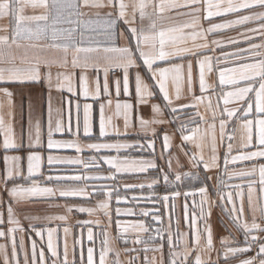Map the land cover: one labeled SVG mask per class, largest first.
Segmentation results:
<instances>
[{"label": "crops", "instance_id": "crops-1", "mask_svg": "<svg viewBox=\"0 0 264 264\" xmlns=\"http://www.w3.org/2000/svg\"><path fill=\"white\" fill-rule=\"evenodd\" d=\"M159 0H153L157 3ZM183 2V0H181ZM215 2V0H214ZM225 4L227 0H224ZM125 3H131V0H125ZM89 15L83 17L85 21L91 20L92 24L87 28L79 26L77 30V43L80 47L97 48L98 52L80 54L89 55L93 60L89 61L90 65L87 68L76 67L73 68L71 64V54L68 55L67 65L60 67L53 63L51 68L41 67V80L39 82H0V88H7L12 96L6 97L0 93V116L3 117L5 128H0V218L4 223L0 224V230L7 232L8 203L12 202V198L7 195L4 190L2 178L5 174L6 168L15 170V162L9 161L6 165L5 156H20L22 160L21 175L13 178L9 182L8 187H12L13 183L20 184L24 187H30L34 183L41 187L56 188H84L89 194L87 196L76 197H60L58 192L52 197H24L18 203L12 202L14 209V218L19 220V226L24 229L23 232H15V246L17 249V259L13 261L11 252L13 247V240L10 236L0 237V245L4 246V250L0 251V264H4V252L7 253L10 264H25L27 257L28 264L32 261V245L36 244L37 264L39 262L40 252H44L45 264H53L57 257H53L48 250V229H54L52 233V246L58 254V264H63L65 245H67V259L68 264H72L75 259V264H81V256H83V264H87V250L89 247L94 248L95 264H99V253L103 246L105 231L108 232L111 242V247L114 249L110 252L107 261L108 264H114L116 260V252H119V259L121 264H126L130 257L135 256V264H144V259L147 257L149 264L152 258L155 257L156 264H169L171 259L170 252L182 253L184 251V243H177V232L187 233L185 239L188 241V248L192 249L191 237L193 232L192 219L196 217L195 227L201 231L202 240L201 246L204 244L203 234L205 223H210L213 233V251L211 253H201V258L204 261H215L216 264H240V261L248 259L256 255L258 245H253L252 250L246 253H237L234 257L230 256L227 260L223 258L224 246L221 245V239H226L230 247H244V234L242 229H238L229 219L226 213L222 212V208H227L231 211L232 205L227 203L228 194L231 193L235 199L237 189L235 185H244V219L250 224L252 222V214L247 210V178L241 179L238 176L229 178L230 173H238L241 171L250 170L253 166L257 171L253 179L259 180V165L264 163V157H257L253 161H237L235 164L229 163L227 166V173H225V153H228V145L232 144V151L228 156L231 161L232 156L241 153V137L246 135V131L241 127L243 120L242 111L234 117H228L225 109L241 110L247 107V104L242 101L233 100L229 104H224V93L234 91L235 86L230 84L221 85L219 82V70L225 67H234L236 61L229 58L227 60L221 59L217 63L216 58L222 57L223 53H231L236 51V46L228 43L229 38L240 40L239 47L247 48L248 44L240 37V33L245 31L244 27H233L217 31L215 34L207 36L209 49H199L201 53L199 56L187 55L186 58H169L166 61H157L156 68H171L174 64L182 65L180 79H175V73H169L166 81V86L170 95L173 97V107L177 108L175 113L170 109L163 108L162 94L159 92V87L156 81L150 78V74L146 75V69L130 70L129 74V90L124 93L123 84V70L115 66L118 52H105L104 49L120 48L129 44L128 39L119 37V32L125 30L127 25L123 21L118 22L117 36L113 40L105 39L103 32L105 31L103 21L106 13L110 9H101L99 16L95 15L97 10H87ZM131 8L128 9L131 15ZM148 12H153L154 9L149 7ZM177 11L187 12L189 9H180L173 11H166L158 13L152 18L156 20V33L160 31L168 32L173 27L181 26L192 21L191 16L177 15ZM26 15L39 14V11L33 12L31 9L25 11ZM200 25L203 28L209 26L207 21L203 20V12L200 13ZM233 14H227L221 17L212 18V23H223L227 20L235 19ZM37 22H31L29 26L35 27ZM45 22L40 21L43 25ZM51 24V20L48 21ZM143 23L146 33L148 30L149 21L145 19L143 22L139 19L137 13L135 27L139 28ZM14 20L9 18L0 19V27L9 26L14 27ZM57 28L69 27L67 24H56ZM246 27L254 28L256 24H248ZM199 31V29H195ZM84 32V40L80 41L79 33ZM193 29H185L184 32L190 33ZM3 34V33H0ZM50 35V33H49ZM126 35H130L126 33ZM176 35L169 33V36ZM251 35V34H250ZM168 40V36L165 37ZM212 40H221L223 44L220 47L211 45ZM22 44L27 41L21 40ZM202 39H198L196 43H204ZM261 39L257 35L253 38L252 43H260ZM38 44L54 43L50 39L37 41ZM61 43V41H55ZM192 41L189 40L187 46L191 47ZM131 46L135 48V41H131ZM156 48L159 49V38L157 37ZM215 48V50H210ZM146 51H151L150 48H145ZM166 51H171L172 46L169 43L165 46ZM22 51V50H21ZM38 54L42 58L49 61H59L63 54L50 48L44 50H34L30 55ZM19 55V53H18ZM138 55V54H137ZM204 56L212 57L213 71L209 73L205 68V83L206 90L202 93L199 84L200 68L196 63L197 60L203 59ZM107 57L108 59H104ZM192 63V90L189 92L188 85V64ZM19 64V60L16 61ZM139 64H143L142 60H138ZM7 64H0V67H8ZM23 66V65H22ZM108 68L107 75L105 68ZM51 72V85L44 79L46 72ZM137 71H140L141 76L146 83L153 85L155 98H150L147 104H138L136 97L135 76ZM58 73H63L68 79L63 76L58 77ZM86 77L85 88L87 96L82 92L85 90L81 86V76ZM227 78V77H226ZM105 80L109 85V92H104ZM119 80V92L117 91L116 81ZM239 87L246 86L244 81H241ZM258 86V85H257ZM71 88V91L69 90ZM177 90L181 99L175 100ZM194 97H202V102L197 101ZM254 98V94H253ZM9 100L11 103L9 104ZM49 102L51 110H49ZM120 105L118 108L117 105ZM129 104L132 107L125 109L124 105ZM152 104H160L163 109V115L155 117L165 121H171L165 124H151L148 129L142 130L139 119L152 120L154 115L151 110ZM195 105L194 107H186L181 109L180 105ZM209 104L211 107L209 108ZM79 105V107H77ZM85 105L90 106L88 110V118L91 126L89 134H85ZM103 106V108L101 107ZM199 113V115H197ZM215 113V119H213ZM204 119L201 120L200 117ZM103 117L105 124V136H100V125ZM257 116L254 111L248 116V119L255 120ZM128 122V127H125V122ZM223 119L226 122L225 135L221 139L220 121ZM40 123V139L36 143V123ZM60 122L62 131H56L57 122ZM8 125H11L12 138L14 139L17 148L9 149L7 151L3 148V141L5 130ZM212 125L215 127L213 128ZM51 126L54 141H71L79 145L81 150L78 152L76 148L61 147L58 149L48 148V132ZM183 128V132L181 129ZM152 129H155L153 134ZM198 129V130H197ZM167 133L170 137V147L164 148L163 135ZM192 136L193 139L189 141H182L181 135ZM254 142H255V126H253ZM213 136L215 137L216 155L218 157L219 169H212L210 172H204L203 164L199 169H193L188 164L191 156L203 155L205 161H209L212 156ZM229 137L233 139L229 140ZM153 143L154 147H149ZM30 144L32 145L30 147ZM90 144H128L131 147L127 148H101L90 149L87 146ZM197 145H200L198 148ZM257 148H249L243 151H256ZM30 152H36L42 159L39 169L35 170L31 177H28L27 156ZM187 153V155H185ZM52 155L54 157L77 159L81 161L78 164H58L49 166L47 157ZM104 157H115L117 162H123L126 159L127 171L117 172L115 168L105 162ZM171 159L172 171L169 173L170 180L173 182L165 183L163 180V173L168 172V162ZM177 159L183 165L182 169L177 168ZM137 164L133 165L132 162ZM153 162L156 164L155 168L148 167L146 171L140 172L132 170L139 167V162ZM198 171L201 182L205 175L213 177L208 183L212 186V193L210 199L216 201V205L211 208V215L208 221L200 219L201 197L199 194L189 195L185 197V192H195L199 186H185L177 188L174 183V174L176 171ZM220 175L223 183L217 189L216 176ZM99 176L109 177L112 179H97L85 181H71L62 180L60 183L56 182V177H71V176ZM52 177L51 180L48 178ZM190 179L185 178L182 182H188ZM173 183V186L171 184ZM151 184L152 187L148 185ZM143 185V187H140ZM131 186V187H128ZM259 185L257 183V189ZM180 192V195L173 198V192ZM106 193H111L110 197ZM168 196L167 202L163 197ZM223 195V201L220 196ZM100 201H107L108 208L106 210L98 209L97 204ZM59 205V207H56ZM185 205H187V220H185ZM67 206H73L72 211H67ZM77 206L85 208H92L95 211L90 215L87 212L81 213L77 211ZM236 207L239 209L240 201L236 200ZM117 209L120 215H117ZM107 211L108 215H105ZM131 214H127L128 212ZM207 215L209 209L204 208ZM147 212L148 215H143ZM65 216V220L49 219V217ZM154 215L160 217L159 221L153 219ZM28 217L26 219L25 217ZM35 217L36 219H32ZM109 217L111 218V226H109ZM119 220L121 224H134L137 221H142L149 229L148 232H139L138 230H129L123 233L124 239L116 240L117 236L116 222ZM84 221H91L90 224H84ZM97 221L99 223L97 224ZM256 222L264 227V220L257 215ZM178 224V227H177ZM14 227V225H12ZM226 226V227H225ZM68 228V233L64 229ZM93 233V240L88 239L89 229ZM156 229H160L163 236L162 252L147 251L144 249H152L157 244L161 243L159 237L156 242L151 241V237L156 236ZM171 229L173 236L174 247L169 248L167 237L168 230ZM36 231H40L42 236L36 235ZM264 242V232H254ZM21 239H23V249L21 250ZM136 239L144 241V243H133ZM127 240V243H125ZM125 249L135 251L126 252ZM218 253L220 254L218 256ZM197 251H191L190 255L185 261L183 255L178 256L177 264H194ZM256 264H259L257 259Z\"/></svg>", "mask_w": 264, "mask_h": 264}, {"label": "snow or ice", "instance_id": "snow-or-ice-1", "mask_svg": "<svg viewBox=\"0 0 264 264\" xmlns=\"http://www.w3.org/2000/svg\"><path fill=\"white\" fill-rule=\"evenodd\" d=\"M152 7L153 12H148L147 9ZM131 8V15H129L128 9ZM27 9L33 10V12L39 11V14L26 15L25 11ZM95 9L97 12L95 15L99 16V11L101 9H110L106 13L105 19L103 21L105 31L103 35L107 40H113L117 36L118 22L123 21L127 28L119 32V37L122 39H128L129 44L120 48L104 49L105 52H118L120 55L117 57L115 66L123 70V84L124 93L127 94L129 90V74L130 70L136 69H146V75L150 74V78L156 81L159 87V92L162 94L163 108L170 109L172 113L177 111L176 107H173L174 100L170 95L169 90L166 86V81L169 73H175V79H180V73L182 70V65L174 64L171 68H156L154 67L157 61H166L169 58H186L187 55L191 54L194 56H199L201 53L199 49H209V43L207 42V36L209 34H215L219 30L229 29L233 27H244L245 31L241 32L239 35L243 38V41L248 44L247 48L239 47L240 40L229 38L228 43L236 46V51L231 53H223L222 57H217V63L221 59L227 60L229 58L236 61L234 67H225L219 70V82L221 85L230 84L235 86L234 91H229L224 93V104L227 105L233 100L242 101L247 104V107L241 110L237 109H225V113L228 117H234L238 111H242L243 123L241 127L246 131V135L241 137V153L236 156L231 157L229 161L228 156L232 151V144L228 145V153H225L224 165L225 173H227V166L231 162L235 164L237 161H253L257 157H264V0H227L226 4L224 0H159L157 3H153V0H131V3H125V0H0V19L9 18L14 20V27L4 26L0 27V64H7L8 67H0V82H39L41 80V67L51 68L53 63L57 66L63 67L67 65L68 55L71 54V64L73 68L83 67L87 68L90 65L89 61L93 60V57L89 55H80L82 53L88 54L93 52H98L97 48L92 47H80L77 43V30L79 26L87 28L92 24L91 20L85 21L83 17L89 15V12L85 11ZM189 9L187 12L177 11V15L180 16H191L192 21L190 23H185L178 27H173L168 30V32L160 31L156 33L155 29L157 27V22L152 17L158 13H164L166 11ZM203 12V20L207 21L209 26L205 29L200 25L201 16L200 13ZM137 13L139 14V19L143 22L145 19L149 21L148 32L146 33L143 23L139 28L135 27ZM227 14H233L236 16L235 19L227 20L223 23H212V18L221 17ZM51 20V24L48 21ZM44 21L43 25L39 22ZM31 22H37L35 27L29 26ZM56 24H67L69 27L57 28ZM248 24H256L257 27L249 28L246 27ZM185 29H193L190 33H185ZM195 29H199L196 31ZM50 33V35H49ZM126 33L130 35H126ZM169 33H175L176 35L169 36ZM251 34V35H250ZM259 36L261 39L260 43H252L255 36ZM168 36V40L165 37ZM157 37L159 38V49L156 48ZM85 38L84 32L79 33L80 41ZM50 39L54 43L51 44H38L37 41ZM198 39H202L204 43H196ZM27 41L26 44H22L20 41ZM135 41V48L131 46V41ZM191 40L193 43L191 47L187 46L188 41ZM55 41H61V43H55ZM171 43L172 50L166 51L165 46L167 43ZM223 44L221 40H212L211 45L220 47ZM46 48L54 49L63 54V57L59 61H49L46 58H42L38 54L30 55V52L34 50H44ZM145 48H150L151 51H146ZM22 50V51H21ZM210 50H215L212 48ZM19 53V55H18ZM138 54V55H137ZM104 59H108L105 57ZM19 60V64L16 61ZM138 60H142L143 64H139ZM196 63L199 65V84L200 90L203 93L206 90L205 83V68L211 73L213 71L212 57L204 56L203 59L197 60ZM23 65V66H22ZM108 68H105V74L107 75ZM58 77L63 76L64 79H68L63 73H58ZM227 77V78H226ZM44 79L48 81L49 86L51 85L52 74L51 72H46L44 74ZM81 86L85 90L82 92L83 95L87 96L86 77L81 76ZM244 81L246 86L239 87V83ZM119 80L116 81L117 91L119 92ZM136 84V97L138 104H147L150 98H155L153 85L145 82V79L141 76L140 71H137L135 76ZM188 85L189 92L192 90V63L189 61L188 64ZM258 85V86H257ZM71 91V88L69 89ZM104 92L107 94L109 92V85L107 80H105ZM0 93H3L6 97H11L12 93L8 91L7 88H0ZM254 94V98H253ZM181 99L179 90H177L175 95V100L179 101ZM197 101L202 102V97H194ZM11 101L9 100V104ZM194 107L195 105H180V108ZM79 107V105H77ZM88 105H85V122L84 131L85 134H89L91 131V126L88 118ZM103 108V106H101ZM119 108L120 105L118 104ZM132 106L125 104L124 108L128 109ZM211 104H209V108ZM49 110H51V104L49 102ZM151 110L154 115L152 120H145L143 118L139 119V123L142 130H147L148 126L151 124H165L171 121H165L163 119H158L163 115V109L160 104H152ZM253 111L257 118L255 120L248 119ZM199 115V113H197ZM201 120L204 118L201 116ZM213 119H215V113H213ZM253 126H255V142L253 134ZM36 143H39L40 139V123L37 121L36 125ZM125 127H128V122L126 119ZM214 128L215 126L212 125ZM0 128H5V122L2 116H0ZM226 122L221 119L220 129H221V139L225 135ZM198 130V129H197ZM56 131H62L60 122H57ZM153 134H155V129H152ZM183 132V128L181 129ZM105 124L103 117L101 119L100 125V136H105ZM53 135L51 126L48 132V148L58 149L61 147L76 148L79 152L81 150L80 146L71 141H54L51 137ZM182 141L192 140V136L181 135ZM233 137H229V140ZM171 137L165 132L163 135L164 148L168 149L170 147ZM32 145L30 144V147ZM90 149H101V148H127L131 147L128 144H90L87 146ZM149 147H154L153 143L149 144ZM199 148L200 145H197ZM3 148L5 151L9 149L17 148V145L12 138L11 125H8L5 130V136L3 141ZM249 148H257L256 151H243ZM187 155V153H185ZM5 163L9 161L15 162V170L12 168H6L5 174L2 178L4 184V190L7 195L12 198V202L18 203L20 199L24 197H52L58 192L60 197H76V196H87L89 195L84 188H56L51 187H41L37 184H33L30 187H24L20 184L13 183L12 187H8L9 182L13 181L14 176L18 177L21 175V165L20 162L22 157L20 156H5ZM42 157L36 152H30L27 156L28 165V179L31 177L32 173L39 169ZM106 163L111 165L116 169L117 172L127 171L129 168L126 166V159L123 162H117V158L104 157ZM47 162L49 166H55L58 164H78L81 161L77 159L60 158L49 155L47 157ZM133 165L137 162L133 161ZM140 166L133 168L132 170L144 172L148 167L155 168L156 164L153 162H139ZM188 164L191 165L193 169H199L200 165L203 164L204 172L208 173L212 169H219L218 157L216 155L215 147V137L213 136V147L212 156L209 161H205L203 155H193L189 158ZM177 168L182 169L183 165L180 160L177 159ZM163 173L164 182H173L170 180V175L172 171L171 159L168 162V172ZM256 167L253 166L250 170L241 171L238 173H230L229 178L232 176H238L241 179L247 178V210L252 214V222L249 224L246 219H244V185H235L237 189L235 193V199L231 193L228 194L227 203L232 205L231 211L227 208H222V212L226 213L228 219L238 228L243 230L244 234V247H230L226 239H221L220 243L224 246L223 258L227 260L230 256H235L237 253H246L252 250L253 245H258V251L255 256L248 259L240 261V264H256L257 259H259V264H264V242H261V238L256 235H252L254 232H264V227L256 222L257 215L261 220H264V163L259 165V180L253 179L256 174ZM112 179L114 177H99V176H71V177H56V182L60 183L62 180L71 181H89L97 179ZM185 178L192 181L201 182V178L198 171H176L174 174V181L180 182ZM49 180L52 177L48 178ZM213 179L210 175H205L201 186L195 189V192H185V197L189 195L199 194L201 197L200 208L201 214L200 219L208 221L211 215V208L216 205V201L210 199L212 193V186L208 183ZM215 187L218 189L223 183L220 175L216 176ZM257 183L259 185L257 189ZM152 187L151 184L148 185ZM131 187V186H128ZM140 187H143L141 185ZM110 197L111 193H106ZM180 195V192H173L172 197L175 198ZM164 201L167 202L169 197L166 195L163 197ZM221 201H223V195L220 196ZM236 200L240 201L239 209L236 207ZM12 202L8 203L7 223L10 227L7 228V232L0 230V237L10 236L13 240V247L11 252V258L13 261L17 259V249L15 246V232L24 229L19 226V220L14 218V209L12 207ZM107 201H100L97 204L98 209L106 210L108 208ZM208 207L209 211L207 215L205 214L204 208ZM59 207V205H56ZM73 206H67V211L71 212ZM77 211L88 214H92L95 209L85 208L83 206H77ZM127 214H131L129 211ZM105 215H108L105 211ZM117 215H120L119 209H117ZM143 215L147 216L148 213L144 212ZM28 219V217H25ZM59 219L65 220V216L49 217V219ZM32 219H36L32 217ZM153 219L156 221L160 220L158 215H154ZM185 220H187V205H185ZM4 221L0 218V224ZM84 224H90L91 221H84ZM99 221H97V224ZM14 225V227L12 226ZM196 217L192 219L193 232L191 237V243L193 245L192 249L188 248V241L185 239L187 233L177 232V243H184V251L182 253L170 252L171 259L169 264H177V257L183 255L185 261H187L188 256L191 251L196 250L197 254L195 257L194 264H216L215 261H204L201 258V253L207 252L211 253L213 251V233L210 223H205L204 226V244L201 246L202 234L201 231L195 227ZM109 226H111V218L109 217ZM178 227V224H177ZM226 227V226H225ZM117 236L114 238L116 240L124 239L123 233L129 230H138L139 232H148L149 229L145 227L142 221H137L134 224H121L119 220L116 222ZM54 229H48V250L53 257H57V260L53 261V264H58V254L53 249L52 246V233ZM65 233H68L69 229H64ZM36 235L42 236L40 231H36ZM104 240L103 246L99 253V264H108L107 257L110 252L114 249L111 247L110 237L107 231L103 233ZM159 237L161 240L160 244L152 249L145 248L144 251L149 250L154 252H162L163 248V236L160 233V229H156V236L151 237L153 243ZM88 239L93 240V233L91 228L89 229ZM168 246L172 249L175 245L173 242V236L171 234V229L168 230L167 237ZM127 243V240H125ZM133 243L139 244L144 243L140 239H136ZM23 249V239H21V250ZM32 261L31 264H37L36 257V244L32 245ZM4 250V246L0 245V251ZM128 251H135V249H125ZM116 260L114 264H121L119 259V252L115 253ZM220 254L218 253V256ZM136 257H130L126 264H135ZM40 264H45L44 252L41 251L39 255ZM4 264H10L7 253L4 252ZM25 264H28L27 257L25 258ZM63 264H68L67 259V245H65L64 261ZM72 264H75V259H73ZM81 264H83V256H81ZM87 264H95L94 260V248L89 247L87 250ZM144 264H149L147 257L144 259ZM151 264H156L155 257L152 258ZM163 264V261H161Z\"/></svg>", "mask_w": 264, "mask_h": 264}, {"label": "rangeland", "instance_id": "rangeland-1", "mask_svg": "<svg viewBox=\"0 0 264 264\" xmlns=\"http://www.w3.org/2000/svg\"><path fill=\"white\" fill-rule=\"evenodd\" d=\"M175 187L180 188V187H187V186H199L201 184V182H196V181H188V182H182V183H174ZM171 186H173V183L171 184Z\"/></svg>", "mask_w": 264, "mask_h": 264}]
</instances>
